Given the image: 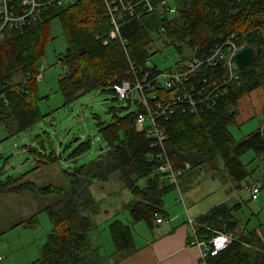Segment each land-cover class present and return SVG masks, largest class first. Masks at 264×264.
<instances>
[{"label": "trees", "instance_id": "16d2710c", "mask_svg": "<svg viewBox=\"0 0 264 264\" xmlns=\"http://www.w3.org/2000/svg\"><path fill=\"white\" fill-rule=\"evenodd\" d=\"M138 8L139 17L127 18L114 36L110 35L112 25L102 0H75L64 6L52 3L41 20L6 30L0 38V125L9 135H15L41 118L37 76L45 45L51 40L49 26L54 18L60 19L67 44L58 56L64 72L57 80L66 103L108 86L116 95L113 85L141 75L139 66L150 60L153 52L149 47L156 41L174 49L179 57L174 68H182L191 57L207 54L215 43L235 35L252 49V61L239 69L238 80L215 104L194 113L188 108L174 109L167 120H162L168 134L164 146L172 165L182 170L179 182L195 172L221 178L226 174L236 182L251 176L254 169L248 170L241 156L252 151L250 163L264 164V123L239 139L230 127L236 126L239 99L264 85V0H168L151 11ZM222 72L221 65L207 67L195 80L220 78ZM17 74L22 75L18 83L14 82ZM158 94L170 92L159 90ZM135 103L136 111L124 115L111 112L109 121L98 122L104 151L72 171L62 170L60 185L38 187L25 180L41 166L58 164L59 156L54 151L37 152L36 166L27 174L0 180V194L27 190L50 197L41 210L46 212L51 230L38 258L30 264H103L90 238L96 227L91 217L99 213L91 187L95 182L108 181L113 173H118L123 187L132 195L124 205L129 222L114 219L108 225L113 254L127 255L135 249V223L151 225L165 213L164 196L175 188L157 173L160 149L153 147L152 137L136 125L140 106ZM85 146L87 143L81 142L73 153L83 152ZM240 205L222 202L196 220L200 238L216 232L234 237L218 254L209 256L206 264H264V222L252 230L242 227L234 215ZM38 213L11 227H34Z\"/></svg>", "mask_w": 264, "mask_h": 264}, {"label": "rangeland", "instance_id": "374dc122", "mask_svg": "<svg viewBox=\"0 0 264 264\" xmlns=\"http://www.w3.org/2000/svg\"><path fill=\"white\" fill-rule=\"evenodd\" d=\"M50 38L44 48V56L39 66L43 68L42 78L38 81V106L41 118L31 127L15 135H9L0 125V180L7 177L25 175L36 166L37 152L54 151L59 156L58 164H47L30 173L25 180L34 182L38 187L60 185L61 171H72L81 164L94 160L105 149V143L98 133L99 121L111 119V112L124 115L136 111L134 96L129 99L118 98L110 87L94 89L86 92L70 103H66L58 90V77L64 68L58 62V56L66 50V38L59 18H54L49 26ZM152 53L151 62L161 71L174 68L179 61L177 53L171 46L156 41L149 47ZM22 75L17 74L14 82L21 81ZM264 122L262 117L247 122L242 126H231L230 130L236 139L241 138ZM254 125V126H253ZM86 142V149L74 154L75 148ZM44 149V150H43ZM253 152L247 151L241 156L248 170H257L258 163L251 161ZM264 177V169L256 171L251 178ZM200 184L191 193H182V201L189 206V214L194 215L210 209L221 202L228 206L241 203V208L234 215L241 226L252 230L264 222V190L260 192L258 201H252L246 189L232 191L227 194L219 179L201 178ZM94 200L99 205V213L92 216L96 227L90 232L94 246L100 249L102 255L113 250L109 223L114 219L125 221L129 219L124 208L132 199L131 193L123 187L118 173H113L109 180L95 182L91 187ZM178 191L172 190L164 196L166 206L172 200L179 199ZM177 196V197H176ZM49 196L35 194L27 190L13 194H0V254L3 260L0 264H30L39 256V250L51 223L42 209L49 202ZM167 210V208H166ZM38 213V223L34 227L25 228L22 225L11 227L22 222L31 214Z\"/></svg>", "mask_w": 264, "mask_h": 264}, {"label": "built area", "instance_id": "2783aa9c", "mask_svg": "<svg viewBox=\"0 0 264 264\" xmlns=\"http://www.w3.org/2000/svg\"><path fill=\"white\" fill-rule=\"evenodd\" d=\"M75 0H0V38L6 30L12 28L20 29L25 24H31L41 20L47 7L54 3L58 6L72 4ZM107 10L112 30L110 35L119 33V29L129 17H139L141 10L151 11L154 7L165 3L168 0L152 2L151 0H102ZM246 45L231 35L225 41L215 43L207 54L193 56L186 61L182 68H169L161 71L155 68L150 60H146L139 66L141 75H135L133 80H121L113 85L118 98H130L140 106L136 116V125L144 129L152 137V146L159 147L157 157L159 165L157 173L165 176L167 181L174 186L180 194L179 178L182 170L176 169L164 146L168 140V134L163 128L162 120H167L174 109L188 108L192 113L198 108L209 107L215 104L217 99L230 89L232 84L239 78V67L236 62V55L245 49ZM221 65L222 75L220 78L210 77L198 79L197 76L207 67ZM131 71L135 67L131 64ZM145 69L147 71H145ZM43 68L37 79L42 78ZM150 71H153L151 74ZM135 74V73H134ZM159 90H167L170 94L159 95ZM189 165H186L188 168ZM251 200H256L260 191L264 189V179L252 180L245 184ZM179 200H182L181 195ZM161 222V218L156 219ZM190 224L189 243L201 247L200 258L207 260L209 256L218 254L232 240L229 233L216 232L209 238H200L198 228L193 220L188 218ZM219 245V246H218ZM3 256L0 254V262Z\"/></svg>", "mask_w": 264, "mask_h": 264}, {"label": "crops", "instance_id": "0c3cea01", "mask_svg": "<svg viewBox=\"0 0 264 264\" xmlns=\"http://www.w3.org/2000/svg\"><path fill=\"white\" fill-rule=\"evenodd\" d=\"M263 106L264 85L239 99L237 103L238 115L236 117V126H242L247 122L249 123L259 117H262V113H264ZM263 123L259 126H262ZM220 165L222 166L221 163ZM262 169H264V164L259 162L256 171H260ZM195 173L196 174H193L188 179H183L179 182V197L181 195L182 198V193L184 192L191 193V191L200 184L201 178L219 179L222 186L228 189L227 194H232L233 190L240 191L243 189L245 184L252 180H257L253 178L249 180L252 175L242 181L236 182L226 174H223L224 177L221 178L218 175L211 176L210 174H204L203 172ZM237 184H239L238 189H236ZM259 195L254 201L259 200L261 196ZM174 201L175 203H172L171 200L167 206L164 202L163 209L165 213H163V216H157V218H161V222H157L156 218L151 225L144 221H140L132 226L135 249L130 254H113L115 251L113 246V250H110L107 256H104L100 253V249L97 247L103 264H206V262L202 261L200 258L201 247L190 245L189 243V233L191 227L188 222V218L193 220V224L196 226V220L198 217L205 214L211 208L203 209L197 212L194 217H191L188 205H185L184 202L182 206L179 205V202L182 200L177 198ZM123 222L128 223L129 219H125Z\"/></svg>", "mask_w": 264, "mask_h": 264}, {"label": "water", "instance_id": "95a60500", "mask_svg": "<svg viewBox=\"0 0 264 264\" xmlns=\"http://www.w3.org/2000/svg\"><path fill=\"white\" fill-rule=\"evenodd\" d=\"M254 53L251 48H245L236 55V62L239 69L246 67L253 59Z\"/></svg>", "mask_w": 264, "mask_h": 264}, {"label": "snow or ice", "instance_id": "6c2138e0", "mask_svg": "<svg viewBox=\"0 0 264 264\" xmlns=\"http://www.w3.org/2000/svg\"><path fill=\"white\" fill-rule=\"evenodd\" d=\"M219 246V245H218Z\"/></svg>", "mask_w": 264, "mask_h": 264}]
</instances>
